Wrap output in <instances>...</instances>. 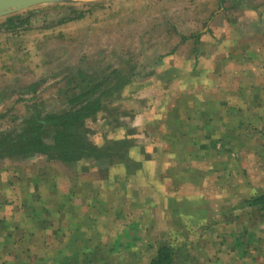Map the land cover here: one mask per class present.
<instances>
[{
    "label": "rangeland",
    "instance_id": "obj_1",
    "mask_svg": "<svg viewBox=\"0 0 264 264\" xmlns=\"http://www.w3.org/2000/svg\"><path fill=\"white\" fill-rule=\"evenodd\" d=\"M81 11L85 12L84 18L62 22L66 18H74ZM15 15L23 18L14 21L15 26L10 27L6 20ZM194 34L200 35V46L204 43L212 44L213 41L237 42L246 47L250 46L239 56L236 64L233 63V66L229 67L231 77L228 79L230 82H226L232 93L241 90L242 87V90H245V101L247 100L244 102L242 98H233V105L240 104L243 109L232 117L235 130L230 141L231 146L218 147L216 158L207 157L190 164L181 163L179 167L177 163L172 164L167 173L173 185V178L182 172L184 181L188 184H198L197 187L201 189L198 192L197 187L193 190L186 189V186L174 185V189H169L174 191L172 193L175 197L163 200L151 183L157 179L162 182L161 164L151 160L157 146L154 148L147 146L146 137L149 136V132L141 130L135 134L137 137L135 140L146 147L144 149L146 154L143 155L142 150L133 153L136 158L142 159L143 165L139 171L141 175L137 181L132 178L125 187L122 175L118 173L121 169L116 168L110 172L115 180L110 181L121 182L122 187L126 188L130 195L138 194L140 206L134 210L136 217H141L144 208H149L147 213L151 220L152 236L160 234L165 228V220L178 212L188 214L196 207L199 216L209 217L205 201L194 206L191 203L189 205L188 200L179 197V190H183L184 196H190L188 198L198 197L199 193L209 198L211 200L209 206L215 208L217 220L224 222L235 218L238 213L232 208L237 206L240 200L236 198L246 196L245 192L250 187L260 189L258 173L264 169V0L66 2L38 5L0 17V134L18 130L34 106L44 112L59 110L66 103L67 95L75 90L76 83L81 81L83 72L103 78L104 74L101 73L104 71L108 72L113 68L127 71L135 63L143 62L149 55L154 53V56H162L171 52L173 48H176L177 55L189 57L193 53L192 49L199 45L191 38ZM207 34L213 39L208 40L209 43L205 39ZM142 82H133L126 86L122 93L129 95L133 93L132 97L119 99L113 107L108 108L106 114L90 122L93 134L89 139L93 143L101 145L106 138H122V135L128 133L125 128H122V131L108 132L103 127V120L109 113L131 115L137 108H147L149 103L145 102L146 99L137 97V86L143 91L148 85L144 86ZM161 86L166 87L165 82H162ZM173 105L178 104L176 102ZM128 120L129 118L123 121L124 126L128 125ZM237 124L241 126L239 129ZM128 130L129 133L136 131L135 128ZM187 151L190 152V148ZM154 154L156 156L154 159L158 160L160 152ZM199 154L205 155V151L202 150ZM211 162L213 168L209 165ZM80 167L78 169L81 172L74 167L69 168L41 156L28 160H1L0 219L8 216L7 218L24 224L25 209L21 204L26 205L29 202L32 187L37 182L36 175L37 178L38 175H43L41 170L45 172L46 184L50 185L51 181L56 185L58 183L61 191H67L70 185L81 187L82 181L76 177L88 175L90 179L83 180L84 184L97 182L99 178L107 179L104 172L94 169L88 171L81 165ZM208 169L210 173H207ZM207 190L212 193L210 196L206 194ZM73 202L79 203V200ZM161 206H165L163 211L160 209ZM13 213L16 216H13ZM243 217L248 218L242 216V219ZM53 223L57 226L59 220L53 219ZM4 224L8 226L7 223ZM4 224L0 225V231L7 234L9 227L5 229ZM60 228L57 229L59 232ZM21 229L23 234L25 230ZM103 229L109 233L110 238L121 232L118 228ZM12 233L17 243L20 233L18 231L16 236L13 229ZM60 233L63 237L65 230H61ZM38 250L33 248L35 254L42 255L43 250L41 248ZM17 251L10 255L6 251H1L0 264L9 260L13 264ZM34 260L30 258L29 264L38 262ZM52 260L54 259L48 260L47 264ZM39 261L41 262L37 264H44L47 260ZM56 261L54 260L52 264H59Z\"/></svg>",
    "mask_w": 264,
    "mask_h": 264
},
{
    "label": "crops",
    "instance_id": "obj_2",
    "mask_svg": "<svg viewBox=\"0 0 264 264\" xmlns=\"http://www.w3.org/2000/svg\"><path fill=\"white\" fill-rule=\"evenodd\" d=\"M209 37L207 34L205 39L212 41L213 39ZM200 38L199 35L195 44L201 43ZM200 45L192 49L193 53L189 57L177 55L176 48H173L168 54L154 56L153 53L143 62L137 63V68L146 69L144 74L148 76H141L134 81H143L144 86L148 84L143 91L137 86V97L146 99L145 102L149 104L147 108H137L131 115L127 114L128 117L124 120L129 118L128 127L123 128L128 134H133L131 137L134 139L135 134L141 130L149 132V136L146 137L147 146L153 148L157 146L154 152L156 154L160 152L158 160L154 159L156 158L154 152L151 160L160 162L163 170H160L162 182L157 179L151 183L163 200L175 197L174 191L169 189H174V185L186 186V189L193 190L197 187L198 184H188L184 181L182 172L173 178V185L168 179L167 169L174 163L179 167L181 163L190 164L201 161L202 158H216L218 147H230L235 130L232 117L241 109L240 104L233 105V98L247 101L242 87L241 90L232 93L226 82H230L229 67L233 63L236 64L239 56L250 46L246 47L237 42L215 41L212 44ZM218 55L221 58L218 59ZM158 59L160 62L155 63ZM162 82H165L166 87L161 86ZM123 93L121 99L124 97L130 99L133 94ZM176 102L178 105H173ZM240 127V124H237V129ZM129 128H135L136 131L129 133ZM188 148L190 152L187 151ZM202 150L205 151V155L199 154ZM212 162L209 165L213 168ZM66 166L80 171L78 163ZM209 171L210 169L207 173H210ZM40 172L43 175H38V178L36 175L37 182L32 187L29 202L26 205L21 204L25 209L24 224L21 225L14 219L7 218L8 216L1 218L8 225L4 224L5 228H9L7 234L0 231L1 236L7 240L6 242L0 239V253L6 251L10 255L18 250L13 264H29L30 258L38 261L37 263L41 262L40 259L42 261L54 259L57 260L56 263L61 264L60 258L65 257L59 253L62 250L67 251L66 258L82 259L84 256L91 258L93 243L101 245L102 251L97 252L99 254H104L106 249L113 252L114 264H150L158 244L164 237L175 241L178 256L175 264H264V220L255 221L249 216L242 219L240 216L243 215V210L238 205L232 208L234 212L237 211L238 216L221 222L216 219L218 215L215 208H210L209 198H205L202 193H199L198 197L188 198L190 196H184L183 190H179V197L188 200V204L191 203L192 206L205 201L209 217L201 218L196 212V207H193V212L188 214L178 212L165 220L164 230L152 236L151 220L147 213L149 208H144L141 217H136L134 210L140 206L138 194L130 195L129 191L122 187L121 182L112 183L108 179L99 178L97 182L91 180L94 183L84 184L83 180L90 179L85 175L76 177L82 181L81 187L70 185L67 191H61L58 183L53 184L50 180V185H47L45 172L42 170ZM140 175L141 173H137L134 179L137 181ZM258 176L260 189L250 187L245 192L246 196L236 199L248 198L256 191L264 192V169L259 171ZM197 188L200 192L201 188ZM206 194L210 196L212 193L207 190ZM76 198L79 203L73 202L77 200ZM161 207L159 208L163 211L165 206ZM12 215L16 216L14 213ZM53 219L59 220L57 226L54 225ZM58 227H61L60 232L65 230L63 237L57 230ZM80 227L86 234L81 238L78 236ZM109 227L118 228L121 232L110 238L109 233L103 229ZM21 228L25 230L23 234ZM12 229L16 236L18 231L20 233L17 243L14 241L16 237L13 236ZM33 248L36 251L41 248L42 255L35 254ZM54 260L50 261L51 264ZM6 264H11L10 260Z\"/></svg>",
    "mask_w": 264,
    "mask_h": 264
},
{
    "label": "trees",
    "instance_id": "obj_3",
    "mask_svg": "<svg viewBox=\"0 0 264 264\" xmlns=\"http://www.w3.org/2000/svg\"><path fill=\"white\" fill-rule=\"evenodd\" d=\"M84 13L81 11L74 18H66L62 22L82 19L85 17ZM22 18L15 15L8 17L6 22L10 27H14V21ZM191 38L197 43L199 35H193ZM160 59L155 63H159ZM144 70L138 69L135 63L127 71L118 68H113L108 72L104 71L101 73L104 74L103 78L83 72L81 81L76 83L75 90L67 95L66 103L59 110L44 112L34 106L18 130L0 134V161L41 156L49 161H57L69 166L78 163L84 170L94 169L104 172L105 177L111 181L115 179L110 172L120 168L121 171L118 173L122 175V182L126 187L143 165L142 159L136 158L133 153L142 150L145 155L146 147L137 144L134 137H131L133 134L128 133L122 135V138H106L101 145L93 143L89 139V136L93 134L89 124L96 121L99 116L106 114L108 108L113 107L121 99L122 91L126 86L141 76H146ZM126 116L119 112L109 113V116L103 120V127L108 132L122 131ZM238 207L243 210V215L255 221L264 220V192L256 191L252 196L240 199ZM4 223L6 221L1 219L0 225ZM84 235L86 234L80 227L78 236L81 238ZM0 239L7 242L1 235ZM91 247L93 253L91 258L85 256L82 259L66 258L67 251H59L65 256L60 258L61 264H114L113 252L105 248L104 254H99L97 252L102 251L101 245L93 243ZM176 250L175 241L164 237L158 244L156 254L150 264H175L178 260ZM2 264L6 263L2 262Z\"/></svg>",
    "mask_w": 264,
    "mask_h": 264
},
{
    "label": "water",
    "instance_id": "obj_4",
    "mask_svg": "<svg viewBox=\"0 0 264 264\" xmlns=\"http://www.w3.org/2000/svg\"><path fill=\"white\" fill-rule=\"evenodd\" d=\"M98 0H0V17L26 10L38 5L66 3V2H93Z\"/></svg>",
    "mask_w": 264,
    "mask_h": 264
}]
</instances>
